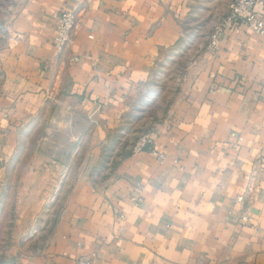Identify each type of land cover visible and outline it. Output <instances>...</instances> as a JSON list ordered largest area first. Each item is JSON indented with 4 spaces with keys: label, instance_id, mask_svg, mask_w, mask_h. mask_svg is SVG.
<instances>
[{
    "label": "crops",
    "instance_id": "1",
    "mask_svg": "<svg viewBox=\"0 0 264 264\" xmlns=\"http://www.w3.org/2000/svg\"><path fill=\"white\" fill-rule=\"evenodd\" d=\"M190 2L23 0L0 57V128L14 152L42 122L34 153L63 203L24 264H264V34L227 29L217 52L185 57ZM64 11L77 26L57 52ZM181 58L167 119L135 152L129 116Z\"/></svg>",
    "mask_w": 264,
    "mask_h": 264
},
{
    "label": "rangeland",
    "instance_id": "2",
    "mask_svg": "<svg viewBox=\"0 0 264 264\" xmlns=\"http://www.w3.org/2000/svg\"><path fill=\"white\" fill-rule=\"evenodd\" d=\"M23 0H0V57L9 37V25L20 9ZM232 0H191L190 16L180 26L184 33L185 57L208 49L212 34L225 18ZM181 56V55H180ZM185 59L169 64L167 71L154 80L155 88L149 92L153 102L138 106L129 116L127 131L130 139L136 134H155L166 121L167 107L164 108L165 84L176 79V72ZM165 91V90H164ZM6 95L5 75L0 63V99ZM151 105V106H150ZM40 120L19 135V145L7 148V130L0 128V264H24L48 239L63 203L55 200V178L46 171L44 159L38 153V138L42 130ZM129 139V140H130ZM128 142V141H127ZM41 167V169H38ZM46 175H49L46 177ZM63 191V196L68 194Z\"/></svg>",
    "mask_w": 264,
    "mask_h": 264
},
{
    "label": "built area",
    "instance_id": "3",
    "mask_svg": "<svg viewBox=\"0 0 264 264\" xmlns=\"http://www.w3.org/2000/svg\"><path fill=\"white\" fill-rule=\"evenodd\" d=\"M262 6H264V0H232L225 18L209 39L211 42L208 49L212 53L218 51L219 37L227 29L244 27L255 34H264V20L257 12V9ZM76 26L77 21L74 11H64L59 14L56 32L52 41L57 52H61L71 42ZM154 136L155 134L142 136L134 146V151L140 152L148 146L152 147ZM151 152L158 161L164 160L163 154H158L154 149ZM238 201H241V199L239 198ZM75 264H90V262L78 261Z\"/></svg>",
    "mask_w": 264,
    "mask_h": 264
}]
</instances>
